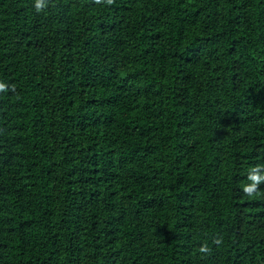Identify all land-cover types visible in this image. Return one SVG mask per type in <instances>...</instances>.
I'll return each instance as SVG.
<instances>
[{
	"label": "trees",
	"instance_id": "16d2710c",
	"mask_svg": "<svg viewBox=\"0 0 264 264\" xmlns=\"http://www.w3.org/2000/svg\"><path fill=\"white\" fill-rule=\"evenodd\" d=\"M0 264H264V0H0Z\"/></svg>",
	"mask_w": 264,
	"mask_h": 264
}]
</instances>
